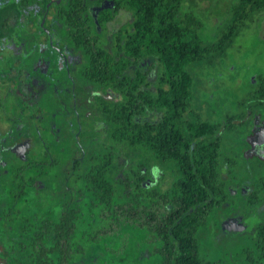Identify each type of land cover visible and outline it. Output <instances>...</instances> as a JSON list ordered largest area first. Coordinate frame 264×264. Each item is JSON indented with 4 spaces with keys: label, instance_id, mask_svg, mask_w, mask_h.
I'll list each match as a JSON object with an SVG mask.
<instances>
[{
    "label": "rangeland",
    "instance_id": "1",
    "mask_svg": "<svg viewBox=\"0 0 264 264\" xmlns=\"http://www.w3.org/2000/svg\"><path fill=\"white\" fill-rule=\"evenodd\" d=\"M84 3L90 9L87 13L89 23L102 38L101 46L111 52L117 32L130 23L131 13L121 9L113 20L100 24V12L111 14L112 3L110 7L106 5L110 1L100 6L97 0H84ZM234 3L235 0H183L178 15H195L201 22L198 29L200 40L205 44L213 43L225 29L230 18V7ZM30 4L16 11L18 0H6L8 13L5 16L7 31L4 46L16 54L25 52L33 38L29 32L17 34L16 25L30 29L27 19L32 20L35 11L42 13L45 6L43 0H34ZM46 17L52 20L51 27L59 35V41L66 45L68 27L59 21L57 25L52 13ZM69 50L71 57L76 58V64L69 73L72 83L55 92L50 91L55 95V102L49 108L44 99L42 102L41 96L35 100L37 105L45 106L42 125L33 120L30 124L21 121L23 116L31 115L25 109L21 112V104L26 102L18 99L15 103L12 95L3 101L6 113L4 109L0 111L1 130L21 124L20 130L32 140V147L30 153L22 151L17 159H8L0 170L1 255L7 253L5 247L8 242L16 243L20 227L26 219L36 221L54 212L64 201L65 192L73 193L75 200L70 201L84 207L86 197L80 177L65 189L69 165L74 158L82 160L80 173H84L112 153L108 174L116 188L117 202L138 194L140 201L147 203L149 198L146 194L149 191H164L175 179L172 165H160L143 149L111 142L109 133L112 127L106 121L103 107L119 103L120 95L111 88L84 80L81 71L86 66L87 58L81 52ZM139 70L150 71L148 81L154 92L161 68L153 58H149L140 64ZM187 70L193 78L190 109L203 122L221 125L218 131L221 135L219 172L228 196L227 201L210 214L207 226L198 232L200 256L209 264H248L247 253L259 257V250L255 247L257 228L264 223V190L259 195V203L249 205L250 193L261 187V181L264 185V105H256L259 100L254 98L253 93L258 86V78L264 77V10L249 15L223 52L210 54L204 62L188 65ZM30 77L24 75V83L29 84L26 79ZM3 95L2 89L0 97ZM62 110L63 116H68L70 121H73L71 117L76 112L82 131L85 129L84 123L99 125L93 137L82 140L79 149L74 138L77 134L69 129V120L61 125L63 117H52V113H61ZM159 116L158 112H147L142 120H156ZM53 118L54 124L50 125ZM186 118L191 119L189 114ZM228 123L233 124L229 130L225 129ZM228 158H234L235 165L230 166ZM137 178L141 179L139 188L136 186ZM6 214L14 221H6ZM111 227L118 234L108 242L111 253L105 252L100 245L92 246L90 254L77 264H155L159 261L160 255L155 251L160 247V242L154 234L146 229H138L135 224L120 223L115 226L111 222ZM11 228L15 232L7 234ZM122 241L127 247L121 251Z\"/></svg>",
    "mask_w": 264,
    "mask_h": 264
},
{
    "label": "trees",
    "instance_id": "2",
    "mask_svg": "<svg viewBox=\"0 0 264 264\" xmlns=\"http://www.w3.org/2000/svg\"><path fill=\"white\" fill-rule=\"evenodd\" d=\"M111 3V14L100 12V24L113 20L121 9L131 13L130 23L117 32L111 52L101 46L83 0H68L59 6L58 14L70 28L72 44L88 59L84 78L120 95L119 103L103 107L112 127L111 142L143 149L160 165H172L175 179L164 191H149L147 203H142L138 194L117 202L116 188L108 174L112 153L84 173H80L82 162H73L65 189L80 177L86 197L84 207L70 201L75 200L73 193L65 192L64 201L54 212L36 221L26 219L16 243L8 242L7 253H0L4 264H77L90 254L92 246L99 245L111 253L108 242L118 235L111 222L115 226L135 224L154 234L160 242L155 251L160 259L155 264H209L200 256L198 232L207 226L213 210L228 199L219 172L221 125L203 122L190 109L193 78L187 66L223 52L249 15L264 10V0H235L225 29L208 44L199 38L201 22L195 15H178L183 0ZM149 58L161 68L154 92L148 81L150 71L139 70L140 64ZM257 82L254 98L259 100L257 106H263L264 77ZM147 112H158L160 116L156 120H142ZM232 125L226 124L225 129ZM227 161L230 166L235 165L234 158ZM136 182L139 188L141 179ZM261 184L250 193L249 205L259 203L264 190L263 181ZM10 219L14 221L13 217ZM14 232L13 228L7 230V234ZM255 244L259 257L249 252L246 261L264 264V223L257 228ZM120 245L121 251L127 247L125 241Z\"/></svg>",
    "mask_w": 264,
    "mask_h": 264
},
{
    "label": "flooded vegetation",
    "instance_id": "3",
    "mask_svg": "<svg viewBox=\"0 0 264 264\" xmlns=\"http://www.w3.org/2000/svg\"><path fill=\"white\" fill-rule=\"evenodd\" d=\"M32 1L34 0H18L19 7H17L15 10L20 11L24 9L25 5H31L32 3L30 4V2ZM67 1L68 0H43L45 6L42 13L35 11V14L31 16L32 20L30 18L27 19L28 22H30V29H28L27 26L18 24L16 25L17 34L19 32H29L33 37L29 44L30 47L25 52L16 54L15 51L12 49H7L4 46V43L6 42L5 39L7 31H5L7 28L5 16L8 13V9L6 0H0V65L3 64V67L1 66L0 68V91L2 89L4 90L3 97H0V111L4 109L6 113L3 101L6 100L8 95L13 96V101H15V103L18 101V99L26 102L25 104H21V112L23 113L25 109L30 112L31 115H22L24 117H22L23 119L21 120L23 123L30 124L31 120H33V122L36 124L40 125L41 123L42 125L43 120L45 119L43 115L44 112L42 111L45 110V106H43V104L37 105L35 100L39 99V96H41L42 102L44 99L45 102H47L48 108L49 106H52L55 102V95H52L50 91L55 92L56 89L63 87L65 88V85L72 83L69 73L76 64V58L71 57L72 52L69 50V48L84 54L82 50L77 49L72 44V41L69 37L70 28L63 22L58 14L59 6L63 3H66ZM105 1H110V3L106 4L110 7L111 0H97V5L100 6L101 4H104ZM85 10L87 13L90 11L87 5ZM51 13L54 14V22L57 25H59V22H62L64 26L66 25L68 27V32L66 34V40L68 41L66 44L67 46L63 45L59 41V35H57L54 29L51 27L52 20L46 17V15ZM110 20L111 19H108L104 22V24H107V22H110ZM99 38L101 41V36H99ZM32 53H34L33 56ZM84 57L86 56L84 55ZM28 60H31V62ZM84 69L81 71V77L86 80L83 76ZM24 75L31 76L30 78L26 79L29 84L24 83ZM70 90L72 92L71 87ZM46 92L47 94L44 95ZM20 95L22 97H20ZM50 95L53 97L50 98ZM30 96L31 98H29ZM23 98H25V100H23ZM63 113V110L61 113H52V117H63V122L61 125L64 124L66 120H69V117H64ZM71 118L73 121L69 120V129H73L79 136V139L77 140V135H74V138L77 142V148L79 149L81 147L80 143L82 140L93 137L99 125L95 123H84L85 129L82 131L80 126L82 124L80 121H78L79 117L75 111L73 112ZM4 119L7 120L6 118ZM1 120L2 117H0V122ZM51 122L52 123H50V125L54 124V118ZM20 125L21 124H18L17 127L16 125L10 126L4 131H2L0 128V170L5 167L8 159H17L20 152L25 151L26 153H30L32 140L28 139L27 136H24V131L20 130ZM76 161L82 162V160L74 158L71 164ZM5 220L11 221L10 217H8V214H6ZM0 264H2V261H0Z\"/></svg>",
    "mask_w": 264,
    "mask_h": 264
}]
</instances>
